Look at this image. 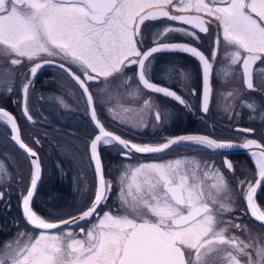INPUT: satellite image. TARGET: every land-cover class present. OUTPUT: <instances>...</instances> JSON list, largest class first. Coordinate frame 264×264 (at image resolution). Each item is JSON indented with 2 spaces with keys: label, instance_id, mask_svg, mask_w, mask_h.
Returning a JSON list of instances; mask_svg holds the SVG:
<instances>
[{
  "label": "snow or ice",
  "instance_id": "6c2138e0",
  "mask_svg": "<svg viewBox=\"0 0 264 264\" xmlns=\"http://www.w3.org/2000/svg\"><path fill=\"white\" fill-rule=\"evenodd\" d=\"M161 18L190 28L167 25L149 41L146 22ZM213 25L216 35L209 56L189 43L168 42L173 33L198 41L199 33H209ZM165 52L186 53L198 60L203 113L210 110L215 78L226 83L239 80L243 89L216 94L231 101L223 105L225 111L239 106V101L255 112L256 105L241 96L264 91V67L257 65H264V0H0V71L28 66L21 74L24 116L32 121L27 101L35 76L45 65L55 63L79 85L98 129L89 144V167L94 166L97 178L93 198L77 215L52 221L31 207L41 178L38 154L21 140L15 117L0 108V117L11 126V139L25 151L32 166L29 185L20 197L23 217L32 231H21L0 245V264H264V239L253 236L246 225L225 219L236 208L224 173L195 156L128 163L115 182L118 207L101 214L114 184L104 176L98 145L117 146L126 160L134 154H163L180 145L212 150L256 148L260 151L249 155L255 158L260 178L240 180L237 188L247 209L243 214L264 225V210L255 202L258 188H264V145L252 139L237 145L193 134L158 144L135 143L105 130L99 121L96 105L101 96L111 102L121 87L131 89L133 79L136 85L127 93L128 100H142L150 113L155 106L151 97L143 98L145 90L190 107L176 91L152 80L157 54ZM132 65L136 70L129 77L126 69ZM161 72L169 78L178 74L189 94L197 95L189 87L190 74L183 69L167 66ZM254 75L260 77L258 83H254ZM91 81L105 87L94 95L89 90ZM154 118L162 120L158 108ZM260 118L264 120V113ZM236 131L253 133L255 129ZM224 163L234 171L230 162ZM4 196L0 191V202ZM80 222L88 226L79 227Z\"/></svg>",
  "mask_w": 264,
  "mask_h": 264
},
{
  "label": "flooded vegetation",
  "instance_id": "af4514ba",
  "mask_svg": "<svg viewBox=\"0 0 264 264\" xmlns=\"http://www.w3.org/2000/svg\"><path fill=\"white\" fill-rule=\"evenodd\" d=\"M150 11L153 9L145 10V12ZM253 15L255 14L253 13ZM163 21L164 18L146 22L148 28L145 29V33L149 41L157 30H162L167 25L190 28V26L182 25L180 22ZM215 35L216 26L213 25L209 33H199L200 39L198 41L191 40L179 33H173L168 42L189 43L197 47L205 56H209ZM148 46L150 47L151 44L149 43ZM257 65L264 67L259 62ZM167 66L183 69L189 73L191 76L189 87L196 89L197 95L189 94L187 89L182 86L178 74H173L171 78L162 74L161 69ZM219 66L218 62L217 67ZM135 70V65L130 66L126 69L127 75L132 77ZM27 71V65L16 66L11 72L0 71V108L15 117L21 140L32 150H35L39 156L42 174L31 207L41 217L55 221L70 215H77L89 206V202L93 198L97 178L93 169L94 166L89 167V144L98 133V129L86 110L79 85L55 63L45 65L34 78L27 101L29 114L32 116V121H29L22 111L24 102L20 91L21 74ZM151 75L154 83L176 91L178 95L187 100L190 107L180 105L179 102L164 97L162 94L145 90L143 98L151 97L152 105L155 106L150 113L148 106H142V100L136 103L129 102L127 93L136 85V81L133 79L130 81L131 89L121 87L119 93L113 95L111 102L105 100L103 96H101V100L108 104L112 102L129 104L132 108L135 104L139 107V111L130 110L128 112L126 110L119 113V117H109L103 104H97V117L105 130L112 131L124 139L142 144H158L169 138L193 134L207 135L218 141H230L237 145L243 143L245 139L256 140L264 145V120L260 118L261 114L264 113V91H248L241 96V99L256 105L255 112L240 105L239 101H236L239 106L231 111H225L223 105L231 101L217 97L215 95L216 89H225L231 85L242 92L243 89L239 80L226 83V80L215 78L212 80L214 97L210 103V110L203 113L199 97L200 65L196 58L190 54L178 52L157 54ZM259 80L260 77L254 75V83H258ZM89 84V90L94 95L100 93L101 89L105 87L98 81H91ZM9 87L13 89L11 93L7 91ZM61 99L63 103L60 102ZM73 103L76 104V108H72L73 106L70 105ZM156 108L161 111L162 120L160 122L154 118ZM133 119L138 120V124L135 126L132 125ZM63 120L73 121L72 125L75 129L56 124V122L62 123ZM150 121L152 122L150 123ZM238 128H252L255 131L242 133L236 131ZM64 135L73 137L79 144V150L74 149L75 160H71V157L65 154ZM11 136L10 124L5 122V118L0 117V168L3 169L0 171V191L5 193L4 200L0 202V245H3L5 241H10L21 231H32L23 217L20 199L22 191L26 190L29 185L32 166L29 158L17 147ZM37 140L39 141L38 144L36 143ZM98 149L104 176L106 179H111L114 184L111 196L106 204L101 206V214L110 208L118 207V190L115 187V182L128 163L169 160L185 155L195 156L209 166L214 165L215 168L220 169L229 182V189L235 200L236 212L225 214V219L231 218L237 223L246 225L253 236L264 239V225L250 215L243 214L247 212V209L237 188V182L240 180L254 182L255 179L260 178L257 174L255 158L249 155L250 151H260V149L246 150L240 147L225 150H212L204 147L190 149L180 145L158 155L134 154L130 160L122 157L120 149L115 145H98ZM77 159L88 164L86 171H83V167L77 164L79 162ZM225 161L232 164L234 171L227 169ZM74 179L78 180L79 186L72 185L70 187ZM210 182V180L207 181V183ZM255 202L261 210H264V188H258ZM87 226L85 222L79 224V227ZM69 227L79 231L76 226ZM244 235L246 236L247 233Z\"/></svg>",
  "mask_w": 264,
  "mask_h": 264
},
{
  "label": "rangeland",
  "instance_id": "374dc122",
  "mask_svg": "<svg viewBox=\"0 0 264 264\" xmlns=\"http://www.w3.org/2000/svg\"><path fill=\"white\" fill-rule=\"evenodd\" d=\"M235 86H233V85H231V86H229V87H225V89H221V88H217L216 89V93H215V95L216 94H219V93H226L227 91H230V90H232V89H235L234 88ZM217 97H219V98H221L219 95H216ZM222 99V98H221ZM136 103V102H135ZM101 105L103 104V106H104V110L105 111H107L106 112V114H107V116H109V117H111V116H116V117H119V113H121V112H124V111H130V110H133V111H136V112H138L139 111V107L138 106H135V104H134V108H132V106L131 105H129V104H124V103H120V102H112V103H110V104H108V103H106L104 100H101V103H100ZM71 106H73L72 108H76V104H70ZM109 107H111L112 109H113V111L110 113L109 111H108V108ZM133 124L132 125H137L138 124V120H134L133 119ZM152 121H150V123H151ZM152 127V126H151ZM64 151H65V154H67L69 157H71V160L73 159V160H75V155H74V149H77V150H79L78 149V147H79V144L77 143V141H75L74 140V138L73 137H71V136H68V135H64ZM66 145H67V147H66ZM77 160H79V159H77ZM79 166H81V167H83V171H86L87 169H88V164L85 162V164L83 163V162H81L80 160H79V162L77 163ZM72 185L73 186H79V182H78V180H76V179H74V181H73V183L71 182V185H70V187H72Z\"/></svg>",
  "mask_w": 264,
  "mask_h": 264
},
{
  "label": "trees",
  "instance_id": "16d2710c",
  "mask_svg": "<svg viewBox=\"0 0 264 264\" xmlns=\"http://www.w3.org/2000/svg\"><path fill=\"white\" fill-rule=\"evenodd\" d=\"M56 124H59V125H62V126H66L68 128H73L75 129V127H73V121H70V120H63L62 123H59V122H56Z\"/></svg>",
  "mask_w": 264,
  "mask_h": 264
},
{
  "label": "water",
  "instance_id": "95a60500",
  "mask_svg": "<svg viewBox=\"0 0 264 264\" xmlns=\"http://www.w3.org/2000/svg\"><path fill=\"white\" fill-rule=\"evenodd\" d=\"M192 46V45H191ZM108 131V130H107ZM98 134V133H97ZM21 137V136H20ZM178 137V136H177ZM173 138H175V137H173ZM23 141V140H22ZM15 142V141H14ZM24 142V141H23ZM15 144L17 145V147L19 148V145L15 142ZM20 149V148H19ZM25 155H26V153H25V151L23 150V149H20ZM35 151V150H34ZM36 152V151H35ZM98 152H99V149H98ZM37 153V152H36ZM140 155H150V154H140ZM27 156V155H26ZM39 157V156H38ZM39 162H40V160H39ZM40 166H41V164H40ZM94 169V168H93ZM41 174H42V170H41ZM40 180H41V178H40ZM39 180V181H40ZM38 185H39V182H38ZM68 218V217H67ZM66 219V218H65Z\"/></svg>",
  "mask_w": 264,
  "mask_h": 264
}]
</instances>
